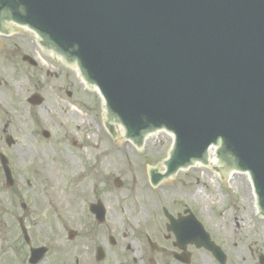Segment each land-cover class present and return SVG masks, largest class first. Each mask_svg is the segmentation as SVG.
Segmentation results:
<instances>
[{"label": "water", "instance_id": "obj_1", "mask_svg": "<svg viewBox=\"0 0 264 264\" xmlns=\"http://www.w3.org/2000/svg\"><path fill=\"white\" fill-rule=\"evenodd\" d=\"M2 8L20 9L15 20L42 44L78 60L126 137L140 145L147 131L174 132L164 175L206 162L220 138L217 156L249 172L264 206V0H0V16Z\"/></svg>", "mask_w": 264, "mask_h": 264}, {"label": "rangeland", "instance_id": "obj_2", "mask_svg": "<svg viewBox=\"0 0 264 264\" xmlns=\"http://www.w3.org/2000/svg\"><path fill=\"white\" fill-rule=\"evenodd\" d=\"M0 40V109L7 106L9 111H0V118H13L7 132L15 139L16 148L0 139V152L6 153L15 178L14 186L8 188L0 173V234L5 233L0 237L9 238L10 245L4 248L0 264L17 259L12 248L19 242L16 218L22 215L20 203L25 200L27 181L39 186L28 190L30 195H41L44 186L59 192L63 181L75 182L69 198L60 199L56 194L50 200L59 208L58 220L31 226L36 235L32 245L50 247V255L39 264H115L116 256H136L135 233L140 226L147 227L149 219L158 223L159 217L156 204L147 202L144 213L140 207L135 213L132 203H145V169L167 156L170 134L158 131L149 135L141 148L122 139L120 132L113 138L104 125L102 98L82 81L75 68H68L49 53L42 54L34 34L24 28ZM21 54L31 56L37 64L21 60ZM34 92L43 97L40 106L26 101ZM42 129L49 137L41 135ZM209 158L211 162L215 157L211 154ZM83 169L85 175L79 179L77 171ZM114 178L121 180V186L114 185ZM170 185L181 191L176 197L186 207L196 212L203 209L199 216L212 239L227 253L225 264H258L259 254L264 255V219L256 215L251 185L244 174L219 176L210 166L194 165L158 189L163 205L167 198L162 196ZM98 195L106 208L104 223L96 222L88 211L89 202ZM68 230L79 235L68 240ZM109 236L115 238V245L110 244ZM98 246L106 253L101 263L94 259ZM196 259L200 264H217L205 249L197 252Z\"/></svg>", "mask_w": 264, "mask_h": 264}, {"label": "flooded vegetation", "instance_id": "obj_3", "mask_svg": "<svg viewBox=\"0 0 264 264\" xmlns=\"http://www.w3.org/2000/svg\"><path fill=\"white\" fill-rule=\"evenodd\" d=\"M44 54V52H43ZM56 74V73H55ZM57 75V74H56ZM8 104V103H7ZM5 104V105H7ZM4 107V106H3ZM1 107L0 111L5 112L6 114H9V111H7V106L4 108ZM19 117V116H17ZM13 122V118L9 117L8 120L3 121V118H0V139H4L5 144L8 147H11V149L14 148L15 139H12V143L7 142V136L10 135L7 132V128L10 126L9 124ZM0 153H3L2 151ZM6 155V153L4 152ZM7 156V155H6ZM8 158V157H7ZM85 170H79L77 171V177L80 179L83 175H85ZM1 173V170H0ZM82 173V174H81ZM172 178L171 180H173ZM73 180V179H72ZM65 182L63 181L64 185L59 192L55 189L49 190L50 186H44L43 189L40 191L41 195H30V189L32 188H39V186H35L30 184L28 181L26 182V191H24L23 197L25 198L24 201H21V209H22V215L20 222L24 225L27 235L29 237V241L26 240L24 237H22L17 244H13L12 250L17 256V259L14 261H8L7 264H21L22 258H27L26 252L29 250L31 246H38L32 245L31 240H33V237H36L34 230L31 226L36 224H54L58 218H59V208L57 207V204H55L53 201L50 202L51 199L55 198L56 194L60 195V199L62 196H65L69 198V196L72 194L73 189V181ZM78 180V179H76ZM170 180V181H171ZM180 182L179 180H177ZM68 183V185L66 184ZM164 185V184H163ZM65 186L68 188V190H64ZM162 186L159 185L157 187H152L149 182L147 184L146 195L143 198L144 204L140 203H132L133 209L136 211L138 207L142 208V212L146 211L145 204L147 202H152L156 204V207H158L157 215L159 217V222L155 223L154 219H149L147 227L146 226H140L138 228V233H135L134 238L138 241L137 244V252L136 256H116V258H113L115 260V264H200L197 259L196 255L197 252L202 247H197L194 243H177L176 233L173 229H170L171 227L167 226L168 219L166 218V214L169 213L174 217V220L178 219V217L186 218L188 216L195 217L202 225L203 219L199 216V212H201L203 209L199 208L198 212H196L195 208H188L185 206V204L178 199L176 196L181 193L179 190H174L171 185L168 189H165V195L162 196L163 198H167L166 204L163 205L160 201L157 193L160 191L158 190ZM34 191V190H33ZM32 191V193H33ZM66 191V193L64 192ZM70 191V192H69ZM144 192V191H141ZM44 198L45 202H43L41 199ZM59 199V201H60ZM58 201V204H59ZM100 201L103 202V198L98 195L94 198L93 202ZM68 204L69 201H66ZM93 202H89L88 204V210L89 205ZM38 203H41L42 206L38 205ZM225 208V206L222 207V209ZM233 207H228L225 209H232ZM50 210V211H49ZM168 210V211H167ZM90 212V211H89ZM92 214V213H90ZM238 217H236L237 220ZM16 222H19L18 217L16 218ZM1 224V222H0ZM172 230V231H170ZM1 236H4L5 233L3 232L0 234ZM79 235L78 233L75 234ZM9 238H2L0 237V263L1 259H3L5 255V247H10L8 243ZM53 238H51V241ZM57 240V239H55ZM68 240H70L68 238ZM116 240L111 245H115ZM139 246V247H138ZM46 247L49 249V246L46 245ZM127 248H132L131 244H127ZM48 249L46 253L48 252ZM133 250V249H132ZM225 253V251H224ZM104 257L100 261H96L98 263L103 262L106 259V253L104 252ZM212 256V254H211ZM213 257V256H212ZM129 258V259H127ZM227 258V253H225V262ZM45 257L41 261H45ZM95 259V257H94ZM217 264H220L217 260H215ZM13 262V263H12Z\"/></svg>", "mask_w": 264, "mask_h": 264}, {"label": "bare ground", "instance_id": "obj_4", "mask_svg": "<svg viewBox=\"0 0 264 264\" xmlns=\"http://www.w3.org/2000/svg\"><path fill=\"white\" fill-rule=\"evenodd\" d=\"M213 161H215V160H213ZM213 161H212V163H213ZM245 176H246V175H245ZM246 178H247V183L250 184L249 179H248L247 176H246Z\"/></svg>", "mask_w": 264, "mask_h": 264}]
</instances>
